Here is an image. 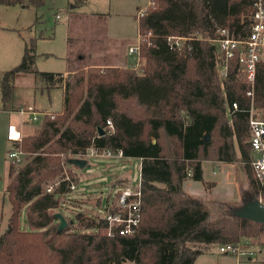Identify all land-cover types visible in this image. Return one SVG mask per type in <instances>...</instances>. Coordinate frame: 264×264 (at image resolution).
I'll return each instance as SVG.
<instances>
[{
  "label": "trees",
  "instance_id": "trees-1",
  "mask_svg": "<svg viewBox=\"0 0 264 264\" xmlns=\"http://www.w3.org/2000/svg\"><path fill=\"white\" fill-rule=\"evenodd\" d=\"M45 1L0 4L37 8ZM153 1L135 17L140 38L150 33L151 39H139L140 72L130 66L87 67L65 75L39 71L36 43L42 36L34 34L24 38L20 62L1 74L3 110L10 109L14 81L21 74L38 77L42 90L62 88L63 97L59 111L43 112L34 131L23 135L19 163L9 162L5 192L11 212L0 232V264H193L212 248L264 234V224L236 214L247 202L264 203V184L254 176L248 143L249 108L264 109V57L256 65L250 96L237 55L229 60L226 77L218 78V53L210 42L219 27L234 37L246 34L250 2ZM168 36L189 40L178 51L169 46ZM91 146L140 160L142 214L133 235L110 236L103 220L80 214L77 230L70 229L71 220L57 230L55 210L74 179L66 166ZM202 161L241 164L248 189L239 201L210 200L183 190L186 179L202 181ZM22 212L26 229L21 228Z\"/></svg>",
  "mask_w": 264,
  "mask_h": 264
},
{
  "label": "rangeland",
  "instance_id": "rangeland-1",
  "mask_svg": "<svg viewBox=\"0 0 264 264\" xmlns=\"http://www.w3.org/2000/svg\"><path fill=\"white\" fill-rule=\"evenodd\" d=\"M147 2L148 0H116V10L124 11L133 8L134 14H136L137 4L143 8ZM69 4H72V2L67 3V0H46L42 6L37 8L33 6L23 8L20 5L7 6L0 4V78L3 72L10 70L20 62L24 49L21 36L27 35V28L33 25L36 17L38 19L33 26L34 32L32 35H41L42 37L37 39V42H39L38 46L36 43L37 58L35 68L39 71L47 72H61L68 68L67 63L69 62L71 51L73 52L72 54H76L77 50L76 42L72 45L68 44L67 24L71 16ZM105 14L110 15L109 22L111 25L114 23L112 34L127 39L137 38L136 23L134 21L130 18L119 17L116 13ZM56 15H59L60 18H56ZM140 40H144L147 43L151 42L150 33L143 34ZM75 66H77V61H74L73 65L71 64V68ZM129 66L130 64L126 67ZM80 68V66H77L75 70ZM136 69L137 72L141 71L139 68ZM42 87L43 85L39 78L32 74L17 76L14 81L13 97L8 106L12 109L19 106L26 107L30 104L35 108L47 107L49 111H59L61 106V90H57L59 87L53 88L55 90L49 94L45 91L43 92ZM6 122V112H0V128ZM36 124L37 122L35 121L26 123L23 127V135L32 133ZM6 146V151L3 155L4 164L2 165L1 163L0 166V232L6 229L11 212L10 202L4 192L8 182L7 167L10 162L7 152L12 148V144L8 143ZM72 159H75V157ZM84 160H86V163L82 168L74 167L70 162L66 166L73 174V182L76 187L62 196L61 203L55 210L61 213L66 221L71 220L69 227L73 230L79 228V221L76 218L78 214L99 221L98 217L104 213V208L110 197L120 187L127 184L136 186L140 180V162L136 159L112 157ZM211 162L218 163V161ZM230 164H232L231 175H226L221 168L214 167L208 161H202V181L188 179L194 184L193 193L198 195L197 197L201 196V198L210 200L239 201L241 192L248 189V183L241 164L238 162ZM96 166L99 168L103 166L102 171L104 174L99 176L101 181L93 188V186L85 185L81 181L83 177L78 171L85 170L93 173V170L97 169ZM122 173L126 176L122 175L118 178L117 176ZM20 221L21 228L26 229L27 223L24 212L21 214ZM68 225L67 223V227ZM245 238H250L253 241V238H258L260 244L264 243V234L259 237H242L241 240L243 241ZM255 245V241L248 244L243 243L244 247L251 249ZM215 255V259L220 262L219 264H239L243 260L247 261L248 259L246 256L223 254L218 252L217 249ZM257 258L254 257V261Z\"/></svg>",
  "mask_w": 264,
  "mask_h": 264
},
{
  "label": "built area",
  "instance_id": "built-area-1",
  "mask_svg": "<svg viewBox=\"0 0 264 264\" xmlns=\"http://www.w3.org/2000/svg\"><path fill=\"white\" fill-rule=\"evenodd\" d=\"M252 8L250 23L247 25L248 32L240 37L232 36L224 27L216 30V36L210 39V42L216 46L217 64L216 72L220 80H223L228 71V63L231 58L237 55V62L241 77L251 86L248 92L252 96V87L255 80V70L257 63L264 57V0H248ZM154 5L153 0H148L147 4L137 9L136 18L142 16L148 6ZM59 18V15H56ZM139 39L137 43L129 46L127 55L130 58V67L136 69L141 64V56L139 54ZM189 39L181 36H168L167 41L171 48L181 51L186 41ZM233 109L237 108L236 103H232ZM28 111L20 110V113L27 114ZM39 115L32 114L28 117L29 121H37ZM108 128H112L110 121L106 122ZM248 143L251 151V166L255 178L264 184V109H256L252 105L249 108L248 115ZM22 130L15 124H8L6 129V139L12 144V148L8 150L7 155L10 163L18 164L22 151L19 144L22 140ZM95 157H120L122 152L119 150L113 153L106 148H97L91 146L86 149L83 154L75 156L79 159H91ZM66 179H69L66 176ZM54 185L46 187L47 192H52ZM75 183L71 182L70 190L75 189ZM141 189L140 182L136 186L127 184L120 187L108 200L104 213L98 217L106 223V233L110 236H130L133 235L141 221ZM98 219V220H99ZM217 251L223 254H231L237 256H246L252 258L255 251L251 248L244 247L241 241L236 243L220 245Z\"/></svg>",
  "mask_w": 264,
  "mask_h": 264
},
{
  "label": "crops",
  "instance_id": "crops-1",
  "mask_svg": "<svg viewBox=\"0 0 264 264\" xmlns=\"http://www.w3.org/2000/svg\"><path fill=\"white\" fill-rule=\"evenodd\" d=\"M139 1V0H138ZM72 0H67V3H71ZM137 4L136 9L140 6ZM23 7V6H21ZM25 8V7H23ZM70 11L69 13L71 16L69 17V22L67 24L68 29V44L72 45L76 42L77 50L76 54H72L71 51L70 58L68 64V68H65L63 71L59 73H63L64 75L68 72H73L77 66L81 68L87 67H125L130 63V58L127 55V50L129 46L137 43L138 41V31H137V20L135 18V11L133 8L129 10H116V0H86L84 4L79 7H74L73 4H69ZM133 10V11H132ZM105 13H116L117 16L122 18H130L132 21L136 23V33L137 38H123L120 36H116L112 34V28H114V23L111 25L109 19L111 18L110 15H106ZM133 13V14H132ZM56 17V16H55ZM60 18V17H59ZM34 30L26 31L25 36H21V40L23 42L24 47V38L27 36L32 35ZM40 41V40H39ZM37 42V46H38ZM21 59V58H20ZM74 61H77V66L71 68V64L73 65ZM53 88L50 90H43L47 94L52 92ZM57 90H61V106L62 107V97H63V89L58 88ZM42 92V93H43ZM35 98V95H34ZM50 102V101H49ZM48 102V103H49ZM44 105V104H43ZM46 105V104H45ZM28 111L27 114L20 113V110ZM0 112H6L7 114V122L6 124L3 123L0 128V166L3 163V155L6 151V144L10 143L6 139V129L8 124H15L17 125L22 131L23 127L26 123L30 122L28 117L32 114L41 115L43 112H54L47 110V107H38L35 108L30 104L28 106H19L9 110H3L0 108ZM11 144V143H10ZM95 158H107V157H95ZM123 159H128L122 157ZM140 162L138 158H133ZM212 163L215 167H219L225 172L226 175H231V166L230 163ZM105 166V165H104ZM107 166V165H106ZM97 169L93 170L92 172H87L85 170L78 171L79 174L82 175V180L85 185H91L95 188L99 181V176L104 174L102 168L97 167ZM9 164L7 167V175H8ZM86 174V175H85ZM126 176L125 174H120V176ZM202 176H203V169H202ZM8 183V182H7ZM214 183V182H210ZM7 185V184H6ZM193 186L194 184L191 181L186 179L183 184V190L193 196H198L193 193ZM6 188V187H5ZM6 192H4V195ZM201 197V196H200ZM204 197V196H202ZM256 242L255 247H253L255 251L254 257H258L254 261V257L248 258L247 261H242L239 264H264V243L260 244L258 238H253ZM250 238H245L241 242L243 243H252L254 242ZM254 244V243H253ZM216 248H212L211 250L204 252L197 256L193 264H219V260L215 259ZM258 255V256H257ZM223 264V263H222Z\"/></svg>",
  "mask_w": 264,
  "mask_h": 264
},
{
  "label": "water",
  "instance_id": "water-1",
  "mask_svg": "<svg viewBox=\"0 0 264 264\" xmlns=\"http://www.w3.org/2000/svg\"><path fill=\"white\" fill-rule=\"evenodd\" d=\"M70 163L82 168L84 167L86 160L75 158L71 159ZM236 214L239 218L264 224V203L260 200L247 202L240 210L236 212ZM54 216L57 218L59 223L57 230L65 229L67 227V221L65 217L59 212H56Z\"/></svg>",
  "mask_w": 264,
  "mask_h": 264
}]
</instances>
